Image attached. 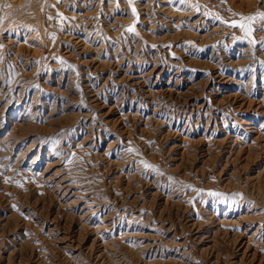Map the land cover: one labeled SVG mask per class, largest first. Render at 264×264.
Listing matches in <instances>:
<instances>
[{
	"label": "rangeland",
	"instance_id": "374dc122",
	"mask_svg": "<svg viewBox=\"0 0 264 264\" xmlns=\"http://www.w3.org/2000/svg\"><path fill=\"white\" fill-rule=\"evenodd\" d=\"M0 264H264V0H0Z\"/></svg>",
	"mask_w": 264,
	"mask_h": 264
}]
</instances>
